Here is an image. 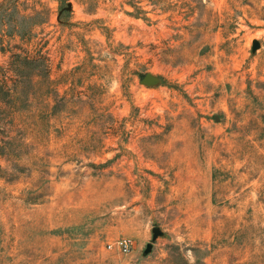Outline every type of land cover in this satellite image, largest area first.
Returning a JSON list of instances; mask_svg holds the SVG:
<instances>
[{
  "label": "rangeland",
  "instance_id": "obj_1",
  "mask_svg": "<svg viewBox=\"0 0 264 264\" xmlns=\"http://www.w3.org/2000/svg\"><path fill=\"white\" fill-rule=\"evenodd\" d=\"M0 264H264V0H0Z\"/></svg>",
  "mask_w": 264,
  "mask_h": 264
},
{
  "label": "built area",
  "instance_id": "obj_2",
  "mask_svg": "<svg viewBox=\"0 0 264 264\" xmlns=\"http://www.w3.org/2000/svg\"><path fill=\"white\" fill-rule=\"evenodd\" d=\"M118 245L123 252H128L132 246V240L129 238H123L119 240Z\"/></svg>",
  "mask_w": 264,
  "mask_h": 264
},
{
  "label": "water",
  "instance_id": "obj_3",
  "mask_svg": "<svg viewBox=\"0 0 264 264\" xmlns=\"http://www.w3.org/2000/svg\"><path fill=\"white\" fill-rule=\"evenodd\" d=\"M69 7H71V4H69ZM255 46H258V43H255ZM155 80H156V78H155L154 76H152V75H150V74H147V75L143 78L142 82H143L144 84H153V83L155 82ZM156 232H158V231L156 230ZM151 249H152V246L149 245L148 248H147V251H150Z\"/></svg>",
  "mask_w": 264,
  "mask_h": 264
}]
</instances>
